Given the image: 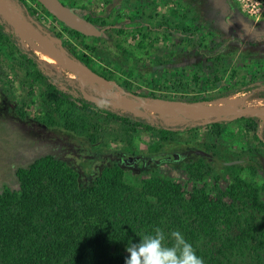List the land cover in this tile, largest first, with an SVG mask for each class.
Masks as SVG:
<instances>
[{
	"label": "trees",
	"instance_id": "obj_1",
	"mask_svg": "<svg viewBox=\"0 0 264 264\" xmlns=\"http://www.w3.org/2000/svg\"><path fill=\"white\" fill-rule=\"evenodd\" d=\"M12 1L35 27L46 29L53 36H61L60 32L48 27L42 13L63 23L37 0ZM225 1L226 12L239 10L235 0ZM65 4L95 24L101 30L100 35L109 29H116L121 34L129 28L140 31L138 29L143 30L146 26L155 32H163L165 36L177 33L181 42H191L199 62L204 57L207 61L213 59L216 65L225 57L220 46L211 50L214 56L206 55L198 29L189 25L197 21V17L187 19V13L182 14V18L177 21L165 19L153 29L145 23L134 26L109 23L92 13L86 14L83 6ZM62 26L83 48L80 51L68 44L64 45L68 55L101 77L112 78L114 71L104 66H95L93 57L98 55L97 46L84 41L92 37L64 24ZM259 36L264 38V34L260 33ZM0 43L11 48L17 65L23 67L27 79H31L30 86H41L42 122L45 125L59 126L78 135L84 134L100 147L104 126L115 122L127 132L150 134L154 140L149 145V159L163 157L165 163L178 159L173 158L174 154L179 156V152L175 151L178 147L186 150L190 146L187 142H184L185 146H172L171 143H176V137L201 127L195 120L175 125L162 121L152 122L130 112L99 105L89 98L74 96L59 84L72 90L78 88L77 82L72 77L59 75L55 70L47 72L43 69L46 60L39 52L35 51L43 59L32 50L25 49L3 19H0ZM251 44H256V41ZM243 54L244 57L252 56L249 50ZM217 71L219 68L215 66L213 78H204L200 83L195 74L197 84L193 86L185 83L181 75H176L178 78L171 81V88L178 93H185L176 98L189 102L211 101L251 90V87L241 85L205 92L208 87L215 90L222 82V76ZM235 75V71L230 74L231 77ZM130 86L131 82L126 81L124 88L130 90ZM151 95L157 97L154 93ZM171 97L164 96V99L173 100ZM241 119L245 120V129L254 132L260 145L259 152L264 159V136L260 138L257 133L254 118ZM224 123L225 120L210 122L209 133L219 137ZM196 146L195 149L205 150L212 153V156L191 154L197 158L186 167L195 181L201 178L196 171L198 167L204 166L203 160L211 161L214 155L211 149L215 144L208 148L200 144ZM124 152L125 155L136 156L134 148L124 149ZM245 154L251 158L256 155L251 147ZM96 157L99 158V155ZM94 161L95 157H85L74 167L70 162L47 154L16 169L15 186L18 188L5 186L0 189V264H125L127 245L138 242L146 234H154L156 229L163 230L166 235L172 231L181 232L204 264H264V200L259 186L251 179L233 171L232 180L223 191L217 190L216 194L211 195L209 187H198L194 183L187 193L180 183L157 175L144 180L140 185L129 184L124 179L123 167L117 161L109 177L99 174L91 179L95 173ZM149 165L142 166L146 170ZM233 165L239 166L232 164L225 165V168L233 169ZM248 166L255 173V167L251 164ZM137 168L140 170L138 165ZM82 178L88 179V183H83ZM166 243L170 246L172 241Z\"/></svg>",
	"mask_w": 264,
	"mask_h": 264
},
{
	"label": "rangeland",
	"instance_id": "obj_2",
	"mask_svg": "<svg viewBox=\"0 0 264 264\" xmlns=\"http://www.w3.org/2000/svg\"><path fill=\"white\" fill-rule=\"evenodd\" d=\"M62 1L83 6L86 9V14L92 13L109 23L129 26L145 23L153 29L165 19L177 21L182 18V14L187 13V19L197 17V21H193L189 25L198 29L199 35L202 37V49L206 52V55L210 56L211 50L216 46L223 48L222 53L225 57L215 65L213 59L207 61L204 57L199 62V58L196 57L195 46L191 42H181L179 34L172 33L165 36L162 35L163 32L162 34L161 32H155L146 26L143 27V30L138 29L140 31L129 28L121 34H118L116 29H109L103 35L89 36L92 38L83 39L85 42H91L97 46L98 55L93 57L95 66H104L114 71L112 78L105 79L113 80L121 90L133 93L140 99L158 107H168L173 104V101H184L176 97L185 93H178L171 88V81L178 78L176 75H181L185 83L193 86L197 84L194 80L195 74L199 77L198 83L207 77L212 79L214 67L216 66L219 68L217 74L222 76V82L215 90L208 87L205 92L211 93L220 89L237 88L241 85H243L242 87L249 86L251 87L249 91L233 93L239 95L242 100L232 111L237 108L250 109L264 106V95H262L264 94V38L259 36L260 33L264 34V15L256 21L248 19L240 6L239 2L241 1L235 0L239 10L236 9L231 13L226 12L227 3L225 0ZM8 2L10 12L14 15L16 23L25 28L29 27V30L41 32V28L31 25V22L22 14L18 5L12 0H8ZM177 7L179 11L176 10ZM42 16L46 18L49 28L60 32V37H54L60 39L63 47L68 44L77 50H83L78 40L70 37L63 30V24L55 21L47 14L42 13ZM0 19L6 22L1 9ZM12 30L25 49L39 52L46 60L47 63L43 65V69H46L47 72L55 70L59 75L72 77L77 82L78 88L72 90L59 84L74 96H83L99 105L110 106L121 112H130L145 117L152 122L162 121L168 125L188 123L191 120H202L204 122L196 131L181 133L176 137V143H171L174 147L178 146L177 144L185 146L186 142L190 144L186 150L179 149V147L175 150L179 152L177 160L170 163L162 162L158 165L153 163L146 170H144L141 162L137 164L140 170H134L133 167L129 166L123 167V175L127 183L140 185L144 180L157 175L180 183L187 193L191 191L192 185L196 183L195 185L198 187L206 185L210 188L211 195H214L217 190L223 191L226 188L232 180L233 171H236L240 173V176L251 179L259 186L261 197L264 200V159L261 152H259L260 145L255 139L254 132L247 131L244 127L245 120L241 119V117L254 118L256 131L260 138H263L264 115H226L221 135L219 137L212 136L208 127L210 123L203 118L195 117V114L189 112L186 107L173 108L166 113L151 112L137 104L134 98L120 94L114 84L102 83L89 78L84 72L68 64L63 58L65 61L64 66L52 65L39 50L38 42L20 36L13 28ZM255 41L257 45L251 44ZM46 48L49 50L48 46ZM245 50H249L252 56L244 57ZM37 52L35 53L38 55ZM38 57L41 58L39 55ZM0 71L2 72L0 74V131L5 130L10 125L8 121L12 122L10 116L14 113V129L20 130L25 142H27L26 136L30 137L31 133L35 136L38 133L45 135V138H48L51 143L63 145L61 150L53 149L50 146L48 148L49 154L68 160L74 167L85 156L95 157L93 163L95 173L91 179L99 174L109 177L113 172L116 157L126 154L124 149L134 148L136 155L144 156L145 160L150 158L149 145L154 140L151 135L140 131L127 132L115 122L107 123L104 126L103 143L100 147L92 143L84 134L78 135L59 126L46 125L43 128L40 125H45L42 122L41 86H30L31 79H27L25 69L17 65L11 48L2 43H0ZM232 71H235L236 75L234 77L230 76ZM126 81L131 82L130 90L124 88ZM155 83L158 86L154 87L153 84ZM153 93L157 97L152 96ZM164 96H172L173 100H166ZM2 101L4 103H1ZM211 101H200L196 103L198 104L197 108L207 107L209 106L208 102ZM113 102H118L126 108H118L113 105ZM10 126L13 127V125ZM29 130H31V133ZM31 144L27 143L24 150L33 148ZM198 144L204 145L205 148L210 147L212 144H215V146L211 147V150L214 151L211 161L203 160L204 166L200 168L197 166L196 173L201 178L195 181V177L188 173L186 165L192 163L197 157L191 154L185 156L184 152L195 149ZM249 147L256 154L253 158L249 154H245ZM99 150L100 152L97 153ZM43 154H45V151L37 152L36 157ZM75 154H78L76 159L72 158ZM97 154L99 158L96 157ZM16 158L21 164L28 161V157L23 153L16 155ZM232 164H239V166L236 165L235 167L233 165L234 168L230 170L225 168V165L231 166ZM250 164L255 167V173L248 166ZM7 171L10 175V170ZM82 180L83 183L89 181L85 178H82ZM16 183L17 179L11 178L10 175V184L15 185Z\"/></svg>",
	"mask_w": 264,
	"mask_h": 264
},
{
	"label": "water",
	"instance_id": "obj_3",
	"mask_svg": "<svg viewBox=\"0 0 264 264\" xmlns=\"http://www.w3.org/2000/svg\"><path fill=\"white\" fill-rule=\"evenodd\" d=\"M52 16H54L57 20L62 22L64 25L68 26L69 28L76 30L80 32L83 35L86 36H99L101 34V30L92 22H90L88 19L80 16L77 14L73 9H71L69 6H67L65 3H63L61 0H37ZM0 9L1 13L6 20V22L13 28L17 33L26 38H31L35 40L36 42H41L47 44V46L52 49L55 53H57L58 56L63 58L68 64L76 67L80 71L84 72L89 78L102 82V83H111L116 86L120 94L125 95L127 97L134 98L140 106L143 108L154 112V113H166L169 110L173 108H178L181 105L190 106L194 109L196 108V103L199 102H187V101H173L172 105L168 107H158L146 100H142L139 97H137L135 94L123 91L120 89V87L113 81V80H107L100 75L96 74L95 72L91 71L89 68L84 66L80 61L76 60L75 58H72L68 55L66 50L64 49L61 41L59 38H55L53 35H51L48 31L44 29H40L41 32H35L32 30H27L24 26H19L15 21H13L14 16L9 10V2L8 0H0ZM31 25H33L31 23ZM34 26V25H33ZM50 39V40H49ZM113 105L118 108H126L122 106L118 102H113ZM226 115H233V116H243V115H251V116H263L264 115V106H261L259 108H250V109H236L235 111H219L216 113H206V114H198L197 116L200 118H203L206 122L210 123L213 121H220L224 120ZM209 116V117H208ZM198 124H203L204 122L202 120H195ZM190 152H185L184 154H188ZM194 154L204 155V156H210V154L204 150L195 149L192 151ZM178 157V154H174L173 158L176 159ZM139 156H129L125 158V161L132 162L134 161L136 164L137 159ZM167 159H169L167 157ZM159 160H156L154 162L159 163ZM126 165V164H125ZM137 165L134 166V170H137ZM15 188H18L16 185Z\"/></svg>",
	"mask_w": 264,
	"mask_h": 264
},
{
	"label": "flooded vegetation",
	"instance_id": "obj_4",
	"mask_svg": "<svg viewBox=\"0 0 264 264\" xmlns=\"http://www.w3.org/2000/svg\"><path fill=\"white\" fill-rule=\"evenodd\" d=\"M1 103H4V102L2 101ZM10 117L12 119V122L8 121V124L13 125V127L8 125L5 130L0 131V189L4 188L5 186L14 187L15 185L10 184V175H11V178H16V175H15L16 169L20 166H27L32 160L37 158L38 157V156L36 157L37 152L45 151V154H43V155H47L50 153L48 151V148H50V146L53 149H60V150H61V147L63 146L59 143H51L48 138H45V135L38 133L35 136L33 133H31V130H29V132L32 135L30 137L26 136L27 142H25L24 138H22V134H20V130L17 131V129H14V113H12ZM40 125L43 128L46 127V125H44V124H40ZM21 133H22V131H21ZM33 135H34V137H33ZM27 143H30V144L33 143V144H31V147L33 146V148H29V149L24 150V147L26 146ZM38 144H39V146H38ZM193 150H195V149L187 150L188 152H190L187 155L194 154V153H192ZM200 150H202V149H200ZM20 153H23L24 155H26L28 157V161H26L23 164L18 162V160L16 158V155H18ZM209 154H210V156H212L211 153H209ZM76 156H78V154H75V156L72 158L76 159ZM129 156H131V155H125V154L118 155L116 157L115 161H117V163H119L122 167L129 166V167L134 168V166L137 165L138 162H141V165L145 166L146 164H148V165L151 164V162L157 164L156 162H154L156 160H159L158 161L159 163L163 162V160L165 159L163 157H160L159 159H154V160L147 159V160H145L144 156H139V158L137 159L136 164H135L134 161H132V162H130V161L126 162L125 161V158H127ZM136 156H138V155H136ZM85 157H87V156H85ZM85 157H83V158H85ZM63 160L69 162L66 159H63ZM8 169L10 170V175H8V171H7Z\"/></svg>",
	"mask_w": 264,
	"mask_h": 264
},
{
	"label": "clouds",
	"instance_id": "obj_5",
	"mask_svg": "<svg viewBox=\"0 0 264 264\" xmlns=\"http://www.w3.org/2000/svg\"><path fill=\"white\" fill-rule=\"evenodd\" d=\"M171 240L169 246L166 241ZM125 264H204L194 247L179 231L167 235L161 229L144 235L138 242L129 243Z\"/></svg>",
	"mask_w": 264,
	"mask_h": 264
},
{
	"label": "bare ground",
	"instance_id": "obj_6",
	"mask_svg": "<svg viewBox=\"0 0 264 264\" xmlns=\"http://www.w3.org/2000/svg\"><path fill=\"white\" fill-rule=\"evenodd\" d=\"M10 10V8H9ZM11 11V10H10ZM14 16V15H13ZM13 21H15V17L13 18ZM18 24V23H17ZM19 26H22L18 24ZM29 27H26L27 30ZM39 50L42 52V54L45 56V58L54 66H64L65 61L57 55L54 51L49 50L46 48L47 44L38 42ZM242 98L237 94H231L224 97H220L214 101L208 102L209 106H203L199 107L197 110L186 105H181L179 107H186L189 112H193L195 114V117H197L198 114H206V113H216L219 111H232L236 108V106L241 102ZM196 108L198 104L195 105ZM178 107V108H179ZM185 112V111H184ZM194 118V117H192Z\"/></svg>",
	"mask_w": 264,
	"mask_h": 264
},
{
	"label": "built area",
	"instance_id": "obj_7",
	"mask_svg": "<svg viewBox=\"0 0 264 264\" xmlns=\"http://www.w3.org/2000/svg\"><path fill=\"white\" fill-rule=\"evenodd\" d=\"M240 6L248 19L258 20L264 15V0H239Z\"/></svg>",
	"mask_w": 264,
	"mask_h": 264
}]
</instances>
